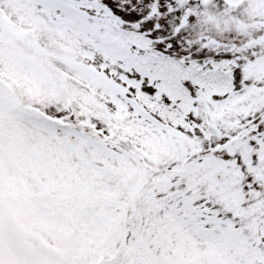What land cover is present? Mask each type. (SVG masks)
<instances>
[{"label":"snow or ice","instance_id":"obj_1","mask_svg":"<svg viewBox=\"0 0 264 264\" xmlns=\"http://www.w3.org/2000/svg\"><path fill=\"white\" fill-rule=\"evenodd\" d=\"M0 264H264V0H0Z\"/></svg>","mask_w":264,"mask_h":264}]
</instances>
